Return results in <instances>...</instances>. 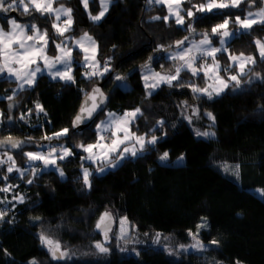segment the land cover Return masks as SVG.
<instances>
[{
	"label": "trees",
	"instance_id": "16d2710c",
	"mask_svg": "<svg viewBox=\"0 0 264 264\" xmlns=\"http://www.w3.org/2000/svg\"><path fill=\"white\" fill-rule=\"evenodd\" d=\"M67 2L73 10L69 32L76 36L88 33L98 45L100 65L107 61L111 70L86 79L84 73L90 69L82 66V52L75 49L80 53L73 55L75 83L43 74L33 87L14 93L15 81L0 76V137L33 143L17 153L0 151V160L7 161L10 155L15 167L23 171V176L8 173L11 161L0 164V188L8 180L14 184L9 192H0V212L7 213L0 220V264H30L32 260L38 264H264V61L255 44L258 39L264 42V26L235 31L239 35L228 41L229 52L253 56L256 63L247 66L238 86L232 82L212 99L165 84L148 95L141 77L145 65L155 69L168 66L164 51L176 46V41L204 32L212 36L216 24L225 18L234 20L236 15L244 18L248 11L261 7V0L255 7L242 3L239 9L217 10L218 14H207L209 18L196 22L186 18V23H193L194 33L173 19L165 22L166 7L149 0H111L107 13L97 22L89 18L81 0ZM202 2L192 0L193 4ZM90 9L97 12L99 1L90 0ZM10 12L23 23L47 29L51 41L56 37L48 15L35 11L25 15L22 8ZM156 16L161 19H152ZM0 21L5 23V18L0 16ZM212 37L215 43L219 41L218 36ZM224 57L227 59L226 54ZM117 76L124 79L117 80ZM200 76L204 83L203 74ZM95 83L109 98L106 110L124 113L140 108L143 115L132 123L133 130L143 134L145 141L158 138L155 145L146 144L145 151L128 156L104 173H97L98 168L109 163H91L84 157L86 152L76 147L96 141L94 124L82 132L72 128L82 98ZM37 103L43 112L37 111ZM209 112L214 123L206 115ZM63 128L69 129L68 137L43 138ZM197 131L215 135L197 136ZM59 145L74 153L57 160L63 176L56 168H42L41 162L33 168L24 155L28 150L50 151ZM165 152L167 159L159 160ZM179 157L182 162L176 161ZM83 168L90 171L91 187L84 183ZM14 197H23V202ZM108 208L114 216L116 212L127 217L140 233H159L171 243H184L190 232L198 231L206 249L195 253L197 257L174 258L163 246H145L137 254L112 247L102 260L84 259L77 250L79 258L57 261L41 244L39 236L48 228L58 231L61 243L73 247L85 245L87 238L100 240L94 225ZM203 223L207 226L198 229ZM213 240L219 243L213 245Z\"/></svg>",
	"mask_w": 264,
	"mask_h": 264
},
{
	"label": "snow or ice",
	"instance_id": "6c2138e0",
	"mask_svg": "<svg viewBox=\"0 0 264 264\" xmlns=\"http://www.w3.org/2000/svg\"><path fill=\"white\" fill-rule=\"evenodd\" d=\"M59 0H0V13H7L10 10L15 11L21 9L25 15H31L32 11L40 13L41 16L46 14L51 17L52 14H55V20L60 21L61 16L67 17L63 21V27L59 26L57 23L52 24V28L56 30V33L59 36H63L65 32H68L71 29L73 19H72V8L64 7L63 4L58 8H53V3H58ZM85 10L88 9L89 0H81ZM155 2L156 4H167L169 15L164 16L162 19L165 22H168L170 17H175V23L178 26H181L184 30L189 32H195L196 29L193 27V23H186V17L193 21H200L206 18H209L207 14L216 15L217 10H224L229 8L239 9L242 3H248V6L255 7L257 0H204L200 4H193L192 0H149V3ZM111 3V0H101L102 10L98 15H91L89 12V18L93 21H99L108 11V6ZM261 3H264V0H261ZM188 4L190 7L185 8L184 5ZM194 9V10H193ZM183 13V14H182ZM201 15H197V14ZM154 20H159L161 17H153ZM5 24L9 26L8 30H5L4 26H0V75L7 74L8 77H14L18 82V89L20 91L25 90V85L29 88L33 87L36 83L37 74L43 75L47 71L48 75L51 78L65 81L66 83H75V77L72 75V64H73V49L68 47L64 42L55 43L53 41L55 50L59 52V55L54 57H49L47 55V50L49 46V37L47 29L41 31L40 27L36 23H24L21 24L17 21L16 18L7 19L5 17ZM238 25L239 29L245 31H250L254 25L264 26V7H260L258 11L252 12L248 11L243 19L239 15L235 16L234 20L225 18L222 23L216 24L211 28L212 36H219V43L221 47H214L213 40L209 36L208 32L202 33L203 39L198 43H193L191 47H183L185 41L188 40V37H184V40L176 41V48L179 49L175 54L170 58L172 60H179L183 63L175 68L174 73L162 74L161 72L152 71L148 65H145V68H148L149 74L143 76L144 87L146 89L155 90L159 88L162 84H165L169 87H191V90L194 93H199L201 95H206L209 99H212L213 94L219 96L229 87V81H234L238 86L240 84V78L245 75L246 68L248 64H255L256 58L253 56H245L241 53L239 56L231 55L229 59L233 64L229 65L226 68H221L219 61L216 56L217 53L226 52L227 48L224 45L228 40L234 35H239V32L229 31V25ZM261 30H264L262 28ZM85 41L88 42V47L84 46ZM31 42V43H29ZM255 44L257 46L259 58L261 61H264V42L261 40H256ZM75 45L84 53V64L83 67L91 69L86 71L84 76L86 79H91L95 76H104L111 69L108 67V62L106 61L103 70L101 71L100 62L97 60V50L98 45L96 41L84 33L79 40L75 41ZM159 50V49H158ZM91 53V55H89ZM195 53V54H194ZM205 57L211 58V63L205 61L204 64L197 66L198 60H203ZM152 59V58H150ZM168 59V57H165ZM40 62H43V67H41ZM18 65L19 67H14ZM35 65L33 68L32 66ZM57 65H60L58 68ZM235 66L238 69V74L229 75L227 80L220 76V72L224 71L228 73L231 71L232 67ZM55 69V70H54ZM54 70V71H53ZM182 70H187L192 73L193 76H199L203 72L202 78L214 80V84L208 85V87H198L195 84L184 85L183 83L174 84V82L180 81V74ZM117 80H123V77L117 76ZM149 81H152L151 83ZM209 88L212 91H209ZM148 95H152V91L148 92ZM100 97L99 102H97V97ZM86 100L80 108V112L76 115L72 127L76 128L82 123H86L89 120H93L94 114L101 112V105L107 99L104 97L103 93L99 88H94L91 93L86 94ZM8 100H12L13 96H8ZM89 101L91 103H89ZM11 108L12 105H9ZM36 109L38 112H43L44 108L41 104H36ZM2 115V113H0ZM46 115V113H45ZM140 108H136L133 111L125 112L122 116H116L114 113L108 114L107 121H101L99 124H96V129L98 130L97 135L98 139L96 143L92 144H79L76 147H79L84 152L88 153V156L85 159L91 160L93 162L99 160L101 163H111L112 167H116L120 161L126 159L128 155L137 156L138 151H145V145H155L158 141V138L153 136L150 140L145 141L144 136H137L131 130L132 123L137 119L138 116H142ZM209 119L215 122V117L212 113H206ZM25 117L21 115L20 119L23 120ZM191 122V121H190ZM163 125V121L159 122ZM103 133H110L108 140L110 142H105L106 137ZM70 135L68 128H63L61 131L53 133L52 136L43 137L46 140L56 139L59 140L61 137H68ZM197 136H214L215 133L209 132H196ZM134 141L131 147L127 146L129 143ZM5 144L10 145L11 148H21L22 141H13L11 137H8L6 140L0 141V147ZM124 145L123 148L121 146ZM136 145H139V149L136 148ZM94 149L100 150L98 153ZM59 155L57 156V149L51 148L47 154L41 152H27L24 153L27 156L29 162L33 161H43L45 168L49 165L55 166L57 164V159L64 160L68 157L74 155L71 149L67 147H62L59 150ZM116 156L115 163H112V157ZM168 153L165 152L160 159L166 160ZM181 159H183L181 157ZM7 161H11V165L7 168L8 173L16 171L23 176V171L20 168L15 167L16 161L12 156L7 157ZM7 161L0 160V164H4ZM105 169L102 167L99 171L103 172ZM227 170V169H226ZM60 175L63 176L64 173L61 170ZM90 173L87 168L83 170V179L86 186L91 187L89 181ZM4 180H7L8 177L4 176ZM29 184L33 183L32 180L27 181ZM12 185H7L6 187L0 188V192H9L12 189ZM19 199L20 202H23V197H14V199ZM6 211L0 212V220L4 219ZM113 221L112 213L105 212L103 213L99 221L96 224V229L102 231L105 242L109 240V232L111 231V222ZM127 217L120 219L119 221V231L120 239H123L127 235ZM206 223L198 225L199 228L206 227ZM159 233L157 234V241L159 239ZM189 235L192 236L195 243L185 246L180 245L179 248L182 251H188L189 248L204 251L206 246L199 240V232L196 233L190 232ZM39 239L41 244L45 246L48 252L51 255L53 260H65L71 259V255L68 251L62 250V245L58 240H54L49 236L45 235L43 232L40 234ZM213 245L218 244L219 242L213 240L210 242ZM95 248L101 254L109 253L110 249L105 247L104 243L97 242ZM170 254H172L170 252ZM30 264H38L36 260L30 261ZM236 264H240L239 261Z\"/></svg>",
	"mask_w": 264,
	"mask_h": 264
},
{
	"label": "rangeland",
	"instance_id": "374dc122",
	"mask_svg": "<svg viewBox=\"0 0 264 264\" xmlns=\"http://www.w3.org/2000/svg\"><path fill=\"white\" fill-rule=\"evenodd\" d=\"M99 1V9H98V11L97 12H95V13H93L92 11H91V9H90V0H89V5H88V9L86 10L87 11V13L89 14V12L91 13V15H98L99 14V12L102 10V6H101V0H98ZM25 2H27V0H25ZM152 3H155V2H152ZM61 4H63L64 5V7H70L69 5H68V2H67V0H59V2L58 3H53V8H58V7H60V5ZM111 4V3H110ZM110 4H109V6H108V9H109V7H110ZM83 5V4H82ZM157 5H161V4H157ZM165 7H166V15L165 16H167V15H169V13H168V6H167V4H163ZM84 7V6H83ZM261 7H264V3H262V5H261ZM248 8V7H247ZM259 8L260 7H258V8H256V9H254V10H252V12H256V11H258L259 10ZM107 13V12H106ZM105 13V14H106ZM183 14V13H182ZM247 14V13H246ZM47 15V14H46ZM237 16V15H236ZM49 17V16H48ZM12 18H16L17 19V21L19 22V23H21V24H24L23 22H21V21H19L18 20V18L16 17V16H10V17H8L7 19H12ZM187 18V17H186ZM185 18V19H186ZM49 19H50V21H51V26H52V24L53 23H57L59 26H61V27H63V21L65 20V19H67V17H65V16H61V20L60 21H56L55 20V14H52V16L51 17H49ZM72 19H73V17H72ZM169 19H173L174 21H175V17H170ZM227 19H229V18H227ZM241 19H243V18H241ZM100 21V20H99ZM97 22V21H96ZM0 26H4L5 27V30L7 31L8 30V28H9V26L8 25H6L4 22H2V21H0ZM235 29H231L230 28V26H229V31H231V32H235V31H245V30H243V29H239V26L238 25H232ZM72 27V26H71ZM53 29V32L56 34V37L55 38H53V41H55V43H61V42H64V44H66L68 47H71L72 49H73V55H80V53H76L75 52V49H79L76 45H75V41L76 40H79L80 39V37H82V36H76V35H73V34H71L69 31L71 30H69L68 32H65V34L63 35V36H59L57 33H56V30L54 29V28H52ZM41 31H43V30H41ZM211 38H212V40H213V45L212 46H214V47H221V45H220V43H219V41L217 42V43H215L214 42V38L211 36V35H209ZM232 38V37H231ZM230 38V39H231ZM203 39V36H199V37H192V38H189L187 41H185V43H184V45H183V47H185V48H188V47H191L192 46V44L193 43H198L200 40H202ZM218 39H219V36H218ZM229 39V40H230ZM228 40V41H229ZM53 41H51V39H50V37H49V46H48V50H47V55L49 56V57H54V56H56V55H59V52L58 51H56L55 50V46H54V43H53ZM29 43H31V42H29ZM228 43V42H227ZM227 43L224 45V47L225 48H227V51L226 52H221V53H217V56H216V58H217V60L219 61V63H220V66H221V68L223 69V68H226V67H228L229 65H231V64H233V62L229 59V56H231V55H236V56H239L240 54H232V53H230L229 52V50H228V47H227ZM84 46L85 47H88V42L87 41H85V43H84ZM80 50V49H79ZM177 51H179V49H177L176 48V46H174V47H170V48H167L165 51H164V55H165V57H168V61H169V63H168V66H163L161 69H155V68H153L152 66H150V65H148L150 68H151V70L152 71H155V72H161L162 74H169V73H174L175 72V68L177 67V66H179L180 64H182L183 62L182 61H179V60H172L170 57L173 55V54H175ZM82 52V51H81ZM195 54V53H194ZM227 55V59H225V57H224V55ZM89 55H91V53H89ZM245 55V54H244ZM245 56H250V55H245ZM82 57H84V53L82 52ZM205 61H207V63H211L212 61H211V58L210 57H205L203 60H198L197 61V66H199V65H201V64H204L205 63ZM83 64H84V60L82 59V61H81ZM40 64H41V67H43V62H40ZM251 64V63H250ZM250 64H248V65H250ZM103 66L104 65H102L101 66V68H100V70L102 71L103 70ZM14 67H19L18 65H15ZM33 68L35 67V65H33L32 66ZM57 67L59 68L60 67V65H57ZM247 69V68H246ZM55 70V69H54ZM53 70V71H54ZM91 70V69H90ZM89 70V71H90ZM44 74H47L48 75V73H47V71H45L44 72ZM147 74H149V72H148V68H145V66L142 68V72H141V77H142V80H143V76L144 75H147ZM201 74H203V72H201ZM200 74V75H201ZM236 74H238V69L235 67V70H231L230 72H228V73H225L224 71H221L220 72V76L221 77H223V78H225L226 80H227V77L229 76V75H236ZM39 75H41V74H37V77L39 76ZM72 75H73V66H72ZM193 76L192 75V73L190 72V71H187V70H182L181 71V74H180V81H178V82H174V84H178V83H183L184 85H191V84H195L196 86H198V87H208V85H210V84H214L215 82H214V80H212V79H207V78H205V82L204 83H202L201 82V76ZM0 76H6L8 79H10V80H13V81H15V88H14V90H13V92L14 93H17L18 91H19V89H18V82L15 80V78L14 77H8L7 76V74L5 73V74H3V75H0ZM49 76V75H48ZM50 78H51V76H49ZM185 77H187L188 79H187V81H183V79L185 78ZM37 79V78H36ZM53 79V78H52ZM57 80H60L59 78H56ZM55 79V80H56ZM242 79V77L240 78V80ZM63 81V80H62ZM150 83L152 82V81H149ZM232 82H234V81H229L228 83L230 84V83H232ZM144 80H143V85H144ZM25 88H29L27 85H25ZM177 88H185V89H188V90H190L191 91V93L194 95V94H196V95H201V94H199V93H194L192 90H191V87H188V86H185V87H177ZM146 89V88H145ZM228 89V88H227ZM226 89V90H227ZM225 90V91H226ZM146 91L147 92H149V91H153V90H151V89H146ZM209 91H212V89L211 88H209ZM222 94V93H221ZM220 94V95H221ZM203 96H205V97H207L206 95H203ZM213 97H216V95L215 94H213ZM133 110H135V109H130V110H127V111H125V112H130V111H133ZM124 112V113H125ZM13 113V112H12ZM109 113H114L116 116H122L124 113H116V112H114V111H111V110H105V112L102 114V115H100L99 117H98V119L95 121V123H94V128H95V130H96V135H97V132H98V130L96 129V124H99L101 121H107L108 120V114ZM86 130V129H85ZM131 130H132V132H134L135 133V135H137V136H144L143 134H140V133H137L135 130H133V128H132V125H131ZM104 135H105V137H106V141L105 142H110L109 140H108V137L110 136V133H103ZM145 137V136H144ZM97 139H98V135H97V137H96V141H97ZM96 141L95 142H93V143H96ZM134 143V141H132L131 143H129L127 146H129V147H131L132 146V144ZM90 144H92V143H90ZM62 147H66V146H63V145H61ZM124 147V145H122L121 146V148H123ZM139 145H136V148L137 149H139ZM94 151L95 152H99L100 150H98V149H94ZM27 152H41V153H44V154H47L49 151H46V150H38V151H30V150H28V151H26V153ZM140 152L138 151V154H139ZM60 153H57L56 155L58 156ZM88 156V153H86V155L84 156V157H87ZM128 156H130V155H128ZM161 157V156H160ZM112 158H114V161H112V163H115V161H116V156L114 155ZM183 158V157H182ZM57 160H59V159H57ZM88 160V159H87ZM159 160H161L160 158H159ZM88 161H90L91 163H96V162H98L99 160H97V161H95V162H93V161H91V160H88ZM161 161H164V160H161ZM176 161H178V162H182L183 161V159H181V157H179ZM39 162H41L42 164H41V166H42V168H45V165H44V163H43V161H33V162H29L28 161V163L29 164H33V168H34V164H36V163H39ZM58 164H56L55 166H51V165H49L50 167H53V168H56V170L58 171V172H60L61 171V168L60 167H58L57 166ZM48 166V167H49ZM104 168L105 170L103 171V172H101V171H99V169L100 168ZM102 167H99L98 168V171H97V173H104L105 171H107L108 170V168H110V167H112L111 166V163H109V164H107V165H105V166H102ZM38 168V170H39V167H37ZM85 168H83V170H84ZM82 170V171H83ZM88 171H89V169H88ZM90 172V171H89ZM7 185H14L12 182H9V180H8V182L6 183ZM255 191H257L258 193H261L262 192V189L261 188H256L255 189ZM107 210H112V209H110V208H108ZM106 211V210H105ZM115 227H114V229H113V231L110 233V235H109V240L107 241V242H105V239H104V237L100 234V233H98L99 234V236H100V240H91V239H89V238H87L84 242H85V245H83V244H80V245H77V246H69L66 242H63L62 240V242L63 243H61L60 242V237L58 236V231L56 230V229H54V228H48L45 232V235H47V236H49L50 238H52V239H54V240H58L60 243H61V245H62V250H66V251H68L69 252V254L71 255V259H73V258H79L80 256H79V252H77V250H80V251H82V253L80 254V255H83V257L82 258H84V259H88V258H91V259H98V258H100L101 260L103 259V258H105L109 253H107V254H101V253H99L98 252V250L95 248V244L97 243V242H101V243H104L105 244V247H108L109 249H110V251L112 250V247H118L117 249H119V250H121V253H125V252H127V253H134V254H137L138 253V251L140 250V249H142V248H144L145 246H163L165 249H166V251L168 252V254L171 256V257H174V258H185V257H189V255H190V257H197V255L196 254H202L203 253V251H199V250H195V249H191V248H189L188 249V251H182L180 248H179V246L180 245H185V246H189V245H191V244H193V243H195V241L193 240V238H192V236L191 235H189V237L187 238V241H185L184 243H171V242H168V240H167V237L166 236H162V235H159V239H158V241H157V234H152V233H140L139 231H137L136 229H135V227H134V225L131 223V222H129L128 221V219H127V221H128V223H127V225H126V228H127V235L123 238V239H120L119 238V236H120V231H119V228H120V225H119V221H120V219H122V218H124V217H122L120 214H117L116 212H115ZM98 220H99V218L96 220V223H95V225H94V230H96L97 231V229H96V224H97V222H98ZM98 232V231H97ZM47 249V248H46ZM48 251V250H47ZM109 251V252H110ZM170 252L172 253V254H170ZM49 253V252H48ZM196 253V254H195ZM49 255H50V253H49ZM51 256V255H50ZM71 259H65L66 261H70Z\"/></svg>",
	"mask_w": 264,
	"mask_h": 264
},
{
	"label": "water",
	"instance_id": "95a60500",
	"mask_svg": "<svg viewBox=\"0 0 264 264\" xmlns=\"http://www.w3.org/2000/svg\"><path fill=\"white\" fill-rule=\"evenodd\" d=\"M8 1H10V0H8ZM13 15V13L12 12H7V13H0V16L1 17H3V18H8V17H10V16H12ZM94 88H99L100 90H101V92L103 93V95H104V97H106L107 99L105 100V102L101 105V109H102V113L106 110V108H107V106H108V103H109V98H108V96L106 95V93L103 91V89H102V86L100 85V84H98V83H95V84H93L91 87H90V89H89V91L86 93V94H89V93H91L92 92V90L94 89ZM86 95L82 98V100H81V102H80V105H79V107H78V110L76 111V113H75V115H74V117H73V119H72V124H73V121H74V119H75V117H76V115L80 112V108H81V106H82V104L84 103V101L86 100ZM22 100V99H21ZM20 100V101H21ZM99 100H100V97L98 96L97 97V102H99ZM89 103H91L90 101H89ZM101 112H98V113H96V114H94V117H93V120H89V121H87L86 123H82V124H80V125H78L76 128H73V130L74 131H77V132H82V131H84L85 129H87V128H89V127H91L94 123H95V121L98 119V117L102 114ZM8 137H0V141H3V140H6ZM12 138V140L13 141H22L23 142V144H22V147L21 148H11L10 147V145H7V144H5L4 146H2V147H0V151H9V152H11V153H17V152H19V151H21V150H23L24 148H26V147H30V146H33V143L32 142H28V141H26L25 139H23V138H18V137H11ZM106 212H110V213H112V216H113V221L111 222V231L109 232V235H110V233L113 231V229H114V227H115V217H114V214H113V212L112 211H106ZM105 213V212H104ZM100 218V217H99ZM99 221V220H98ZM98 231V233H100L102 236H103V233H102V231H99V230H97ZM104 237V236H103Z\"/></svg>",
	"mask_w": 264,
	"mask_h": 264
},
{
	"label": "crops",
	"instance_id": "0c3cea01",
	"mask_svg": "<svg viewBox=\"0 0 264 264\" xmlns=\"http://www.w3.org/2000/svg\"><path fill=\"white\" fill-rule=\"evenodd\" d=\"M60 148H61V146L59 145V146H58V149H57V152H59Z\"/></svg>",
	"mask_w": 264,
	"mask_h": 264
}]
</instances>
